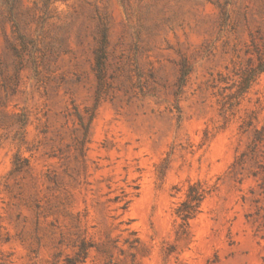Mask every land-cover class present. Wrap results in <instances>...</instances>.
<instances>
[{
  "label": "rangeland",
  "instance_id": "rangeland-1",
  "mask_svg": "<svg viewBox=\"0 0 264 264\" xmlns=\"http://www.w3.org/2000/svg\"><path fill=\"white\" fill-rule=\"evenodd\" d=\"M0 264H264V0H0Z\"/></svg>",
  "mask_w": 264,
  "mask_h": 264
},
{
  "label": "trees",
  "instance_id": "trees-1",
  "mask_svg": "<svg viewBox=\"0 0 264 264\" xmlns=\"http://www.w3.org/2000/svg\"><path fill=\"white\" fill-rule=\"evenodd\" d=\"M249 83H250V80L248 79V80H247V84H249ZM189 215H191V214H186V215H185V218L190 217Z\"/></svg>",
  "mask_w": 264,
  "mask_h": 264
}]
</instances>
